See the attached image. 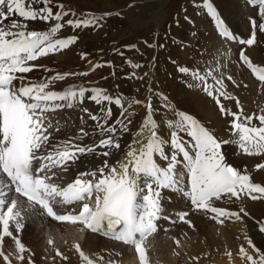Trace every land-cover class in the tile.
Listing matches in <instances>:
<instances>
[{"label": "snow or ice", "instance_id": "obj_1", "mask_svg": "<svg viewBox=\"0 0 264 264\" xmlns=\"http://www.w3.org/2000/svg\"><path fill=\"white\" fill-rule=\"evenodd\" d=\"M52 2L0 0V245L6 237L11 238L14 244V250L7 254L0 250L4 264H13V258L17 264H35L30 249L21 238L29 222H39L42 229L50 227V223L45 221L80 225L81 231L99 234L131 247L139 264H149L146 241L160 231L161 220L172 225L183 223L194 229L195 225L189 218L191 212H200L221 226L226 221L242 222L244 217H249L241 198L264 200V186L253 182L247 166L241 170L229 163L223 148L234 145L244 156L260 157L254 168L264 171V109L247 114L239 98L224 90L225 74L221 72L215 76L211 67L201 71L191 63L172 61L177 75L190 77L192 83L189 86L200 87L214 101L219 114L225 117L226 130L231 133L229 138L220 136L192 114L183 111L174 113L175 120L166 119L168 131L165 132L154 119L156 109L150 95L145 105L147 115L139 131L132 133V143L127 145L115 163L105 159L94 168L77 172L71 180L65 176L82 156L111 157L114 155L111 149L120 150L123 134L130 132L132 120L128 116L132 114L126 116L125 109L113 119L112 108L103 105L114 104L123 108L122 100L100 87L50 89L55 81L68 76L87 75L85 72L57 73L41 78L40 82H33L26 75L36 69L49 71L45 65L32 62L67 50L77 42L79 37L76 35L54 38L65 25L73 31L99 28L108 15L81 13L78 16L71 9H65L62 3L54 10ZM190 3L211 19L217 35L225 42L251 48L258 43V34H264V0H247L249 5H258L260 22L256 18L251 19V32L246 39L229 29L212 0H190ZM37 20L50 26L47 30H29L27 22ZM145 44L148 48L165 47L163 43L154 45L147 40ZM126 47L136 48V45ZM81 58L84 59L85 54H81ZM238 62L251 70L264 89V66L254 65L244 47L238 52ZM142 66L135 65L136 68ZM209 77L212 84L208 82ZM226 79L236 87L241 86L232 75H227ZM148 90L165 101L162 107L171 108L166 96L153 92L151 87ZM221 96L234 101L235 110L221 103ZM85 99L101 105L100 114L80 108L89 120L96 122L94 130H86L87 120L82 115L81 126L75 134L53 143V131L59 132L60 125L59 122L54 125L46 114L57 109H75ZM96 135L101 137L98 142L95 139L91 143L83 142L86 137ZM137 136L141 138L136 139ZM133 144L139 147H133ZM98 149L104 151L98 152ZM166 191L180 196L186 205H191L190 209L166 210L163 203ZM217 201H241V206L238 211L230 210L217 206ZM256 226L258 233L264 235V220L256 221ZM168 231L164 229L165 233ZM170 239L177 248L182 246L180 239ZM244 241L246 246L241 244L238 249L242 264H264V244L257 246L247 231L244 232ZM47 245L53 264L56 258L62 261L70 259L55 247L51 236ZM74 248L79 264H119L117 260L105 259L98 253L87 254L78 243ZM53 249L54 255L51 254ZM175 255L180 253L177 251ZM227 255L233 257L231 251ZM192 259L198 260L199 257Z\"/></svg>", "mask_w": 264, "mask_h": 264}, {"label": "bare ground", "instance_id": "obj_2", "mask_svg": "<svg viewBox=\"0 0 264 264\" xmlns=\"http://www.w3.org/2000/svg\"><path fill=\"white\" fill-rule=\"evenodd\" d=\"M67 1H73L74 6V2L82 5L84 1L90 0ZM142 1L143 0L140 2ZM109 2L112 3L111 0ZM212 2L225 20L229 29L238 37L246 39L250 35V21L252 18H256L257 21L260 22L258 5H249L247 0H212ZM112 5H114V2ZM137 8H139V6L135 5L134 8L129 9L128 12L130 15L135 14V9ZM186 12L187 15L185 14V17H189L187 21L182 17L180 21L183 22L177 23V26L175 25L176 27L172 26L169 28V36L163 41L165 47L161 49L158 47L155 54V61L152 60L151 63L146 66L144 65L142 69L138 70L135 65L141 64V61L139 62L137 53L132 55V60L128 61V66L130 65L129 70L123 69L127 70L132 76L128 77V74L124 71L125 79L121 80V85L129 87V83L132 82L135 90L134 101H141V103L134 102V104L125 105L122 102L123 108H119L114 104L107 105L105 103V105H103L112 108L114 113L113 119L119 116L120 112L125 109L126 116H128L129 113L132 114L128 116V119L132 120V123L129 125L130 132L123 134L121 149H111L114 153L111 157L95 155L82 156L77 162V165L72 166L69 173L65 174L69 180L74 178L75 174L79 171L94 168L105 159H108L110 163H115L116 159L123 155L127 145L132 143V133L139 131L143 118L147 115L145 105L148 103V97L150 95L152 96V105L154 109H156L154 119L165 132L168 131L166 119L175 120L176 117L174 113L183 111L192 114L205 126L213 129L220 136L225 138L231 136V133L226 130L224 124L225 117L219 114L214 101H212L200 87H190L189 85L192 83L190 77L182 78L177 75L174 72L175 65L172 61L183 64L191 63L199 67L201 71L211 67L214 70L213 75L215 76H219L220 73L223 72L225 74L226 85L224 90L239 98L241 106L247 114L259 113L261 109H264V89L259 86V82L256 81L255 77L251 74V70L246 66H241L238 62V52L244 47L254 65L264 66V34H258V43L251 48L231 41L225 42L217 35L211 19L205 13L201 12L200 9L194 8L191 10V8H189L188 10L187 8ZM15 19L19 20L20 18L15 17ZM5 23H9V21H5ZM27 23L28 26H31L29 30L33 28L48 29L43 21L37 20ZM184 28L186 32L185 30L183 32ZM194 33L195 35H193ZM173 34L174 36H172ZM57 35L54 38H67L70 36V33L64 34V36ZM180 52L182 53L180 54ZM130 53L131 52H127L124 55L130 56ZM170 55H172V57ZM78 56L80 57L79 47L78 44L75 43L67 50H63L56 54H50L48 57H42L32 62L45 65L49 71L45 72L43 69H36L26 75L32 79L33 82H40L41 78L54 76L57 73L70 72L76 67L75 65H77L79 61ZM175 56L179 57L175 58ZM153 64L155 65L154 67ZM85 65L88 69L95 70L92 68L94 65L90 57L85 59ZM132 66L135 68L130 69ZM52 70L56 72H52ZM146 72L148 75H145ZM227 75H232L233 79L241 86L236 87L233 85L231 81L226 79ZM137 76L138 78L141 76L143 79L138 82L139 79ZM71 79L72 78L66 77L62 81H55L50 85V89L62 91L70 86H75L76 88L84 87L77 85ZM208 82L209 84L213 83L211 77H209ZM244 84H247L248 87H243ZM89 85L84 88L90 89L99 87L98 84ZM149 87L152 88L153 92H159L161 96H166L168 98L167 103L171 105V108L162 107L165 101L158 96L152 95L148 90ZM87 95H89V93H86V96ZM112 96L114 97V95ZM219 98L221 103L226 107L235 110L234 101L225 100L222 96ZM81 107L88 108L93 114H100L99 110L101 105H96L88 99H85L84 102L75 109H57L55 112L46 114L54 125L57 122H59L60 125L59 132L53 131V143L67 139L69 135L75 134L76 129L81 126L80 117L82 115L87 120V125H84L86 130L89 132L94 130L96 122L89 120L86 114L80 111ZM125 122L127 123V120ZM109 123H111V121H109ZM254 123L258 122L254 121ZM100 138L99 135L95 137H86L83 142L91 143L93 139L98 142ZM140 138L139 136L136 137V139ZM133 147H139V145L133 144ZM97 151L101 152L104 151V149H98ZM223 151L229 163L237 166L241 170L244 169V166H247V170L253 178V182L262 183V186H264V171H256L254 168V164L261 160L260 157L244 156L234 145L224 146ZM232 199L235 201V198ZM241 199L243 207H245L249 213V217H244L242 222L226 221L225 224L221 226L209 220L200 212H191L190 214L189 218L195 225L194 229L188 228L187 225L183 223L172 225L164 220L159 221L160 231L152 237H149L148 241H146L149 245L147 249V255L150 259L149 264H242L238 255V249L241 244H245L246 246L244 232L247 231L248 235L251 236L254 230H256V221L264 220V200L252 201L244 196H242ZM163 203L168 211L189 210L191 207L190 204L186 205V202L180 196L167 191L165 192ZM216 203L217 206L235 211H238L241 206V201H236L235 203L217 201ZM45 223H50V227L42 229L39 222L35 224L29 222L28 226L21 234L22 241L26 247L30 249L35 264H53V261L50 259L49 246L47 245V239L50 236L55 240V247L59 248L65 255L70 257L68 261H62L60 258H56L55 264H79L78 254L75 252L74 248L77 243L81 246L82 250L89 255L98 253L103 255L105 259L117 260L119 264H131L135 260L136 263L139 264L138 256L134 253V249L129 246H125L122 243L115 242L99 234L81 231L80 229L82 226L80 225L58 224L48 221H45ZM165 228L169 230L167 233L164 232ZM170 237L180 239L182 246L177 248ZM254 242L256 243V241ZM0 250L5 254L14 250V244L11 238L6 237L4 239L3 244L0 245ZM177 251L180 253L179 256L175 255ZM229 251L233 253L232 258L227 255ZM51 254L54 255V249L51 251ZM192 257H199V259L194 260ZM0 264H4L2 258H0ZM13 264H17L14 258Z\"/></svg>", "mask_w": 264, "mask_h": 264}, {"label": "rangeland", "instance_id": "obj_3", "mask_svg": "<svg viewBox=\"0 0 264 264\" xmlns=\"http://www.w3.org/2000/svg\"><path fill=\"white\" fill-rule=\"evenodd\" d=\"M109 1L110 0H90L84 1L83 3L81 2L82 5L74 2L75 5L73 6V1L53 0L51 6H53L54 10H56L57 5L62 3L65 9H71L76 12L78 16L81 13L93 16H104L105 13L108 14L101 21L102 27L73 31L65 25V27L58 32L57 36H64V34L70 33V35L79 37L76 42L80 53V57L78 56L79 61L77 65H75L76 67L70 72H85L87 75L68 76L72 78L71 80L77 85L84 87H87L89 84H98L100 88L106 90V93L109 92L107 94H112L114 97L119 96L125 105L134 104L135 90L133 88V83L130 82L129 87L121 85V80L125 79L124 71H126L128 77L132 76L127 71L130 66H128V61L132 60V55L138 53L139 62L141 61L140 63L143 65L138 68V70L142 69L144 65L146 66L151 63L153 57H156L155 54L158 46L156 48H148L145 41L147 40L154 45L161 42L163 43L169 36V28L175 25L177 26V23L183 22L180 21L182 17L187 21L189 17H185L187 15L186 9L188 8L189 10V8H191L192 10L195 7L193 8L190 0H143L142 2H140L141 0H111L112 3L114 2V5ZM135 5H138L139 8L135 9V14L130 15L128 10L134 8ZM38 6L42 5H36V7ZM46 26L48 28L50 25L46 24ZM30 30L46 29L33 28ZM184 30L186 32L185 28L183 32ZM172 36H174V34ZM133 44L136 45V48L126 47ZM127 52H131V55H124ZM120 53H123V55ZM181 53L182 52H180V54ZM81 54H85L84 59L81 58ZM170 56L172 57V55ZM87 57H90L93 61L94 66H92V68L95 69L96 72L86 67L85 59ZM177 57L179 56H175V58ZM96 65H99V67H96ZM131 68L134 69L135 67L132 66L130 69ZM53 70L52 72H56ZM140 81L141 79L138 80V82ZM251 236L258 246L264 244V235L259 234L257 230H254ZM148 260L150 263L149 256ZM131 264H137L136 260Z\"/></svg>", "mask_w": 264, "mask_h": 264}]
</instances>
